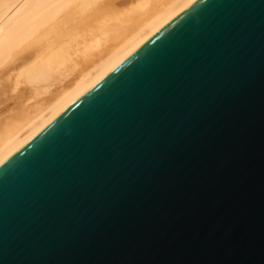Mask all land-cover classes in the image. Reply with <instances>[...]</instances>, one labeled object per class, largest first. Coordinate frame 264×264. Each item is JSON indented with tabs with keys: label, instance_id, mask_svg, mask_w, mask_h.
<instances>
[{
	"label": "water",
	"instance_id": "water-1",
	"mask_svg": "<svg viewBox=\"0 0 264 264\" xmlns=\"http://www.w3.org/2000/svg\"><path fill=\"white\" fill-rule=\"evenodd\" d=\"M0 264H264V0H195L0 163Z\"/></svg>",
	"mask_w": 264,
	"mask_h": 264
},
{
	"label": "bare ground",
	"instance_id": "bare-ground-1",
	"mask_svg": "<svg viewBox=\"0 0 264 264\" xmlns=\"http://www.w3.org/2000/svg\"><path fill=\"white\" fill-rule=\"evenodd\" d=\"M130 1L0 0V163L195 0H140L103 41L63 48L80 20Z\"/></svg>",
	"mask_w": 264,
	"mask_h": 264
},
{
	"label": "rangeland",
	"instance_id": "rangeland-1",
	"mask_svg": "<svg viewBox=\"0 0 264 264\" xmlns=\"http://www.w3.org/2000/svg\"><path fill=\"white\" fill-rule=\"evenodd\" d=\"M138 2L141 1L132 0L130 3L119 2L115 5L114 9L110 11L103 12L98 16H87L83 18V20H80L79 24L71 30L69 38H65L63 48L67 49L68 52L76 51L77 53L83 50L82 44H84L83 42L87 38L95 40L96 38L99 39L103 37L112 27L125 21L132 14ZM100 40L103 41L101 38Z\"/></svg>",
	"mask_w": 264,
	"mask_h": 264
}]
</instances>
